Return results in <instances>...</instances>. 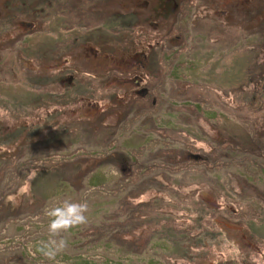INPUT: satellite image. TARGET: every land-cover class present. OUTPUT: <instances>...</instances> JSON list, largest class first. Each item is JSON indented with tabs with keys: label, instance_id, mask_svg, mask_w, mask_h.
I'll return each instance as SVG.
<instances>
[{
	"label": "rangeland",
	"instance_id": "rangeland-1",
	"mask_svg": "<svg viewBox=\"0 0 264 264\" xmlns=\"http://www.w3.org/2000/svg\"><path fill=\"white\" fill-rule=\"evenodd\" d=\"M118 1L128 28L112 11L84 18L82 0H0V264H54L39 248L65 199L87 201L88 223L59 264H235L232 245L239 264H264V0H171L162 17ZM138 54L144 98L117 82ZM64 72L98 94L81 100ZM242 139L240 163L213 148ZM29 152L67 186L31 192L36 172L14 173Z\"/></svg>",
	"mask_w": 264,
	"mask_h": 264
},
{
	"label": "flooded vegetation",
	"instance_id": "flooded-vegetation-1",
	"mask_svg": "<svg viewBox=\"0 0 264 264\" xmlns=\"http://www.w3.org/2000/svg\"><path fill=\"white\" fill-rule=\"evenodd\" d=\"M85 1L88 3V5H87V7H85V10H82L81 7H83V4ZM140 1L142 2L141 3L142 7L141 8L138 7V8H139V10H141V13H148L149 10H153L154 11L153 15L159 14L160 15L159 17L163 16L162 10L165 9V5L168 4L169 2H171V0H153L151 3H156V2L161 3V6H159V7H153L150 4V2L148 3V0H140ZM109 2H111L112 4L116 3V5H118L117 2H119V1L118 0H116V1H114V0H99V1L98 0H82L81 5L79 7V11H80V13H82L84 15V18H89V17L92 18V17L98 15L99 13H101V11H105L107 9V4ZM154 8H157L156 11ZM178 9H179V5H177V3L175 2L173 10L176 11ZM33 11H35V10H33ZM111 11L115 14L112 16L113 19L116 20L115 22H119V21L122 22V20H123V22H122L123 26H126L127 28L130 26L128 24V21H131L130 17L126 18L127 16H122L121 15L122 13L118 10H111ZM155 25H156V23H153L151 26H155ZM126 27H124V28L126 29ZM100 33H103V31H101ZM93 35H95V34H93ZM79 41H85V38H81V39H79ZM83 50H85L86 52H89L90 50L97 51L98 49L95 47L94 48L84 47ZM90 54H92L95 58H97L96 52L93 51ZM134 59L136 60L135 61L136 65L134 66V67H136V71L134 73H131L132 69H128V70L124 71V74H129L132 78H130V77L126 78V79L120 78V80L118 79V81L120 82L119 84L125 83V84L131 85L133 88H135L134 90L130 91L132 96L137 95V96L144 98L147 95H149V93L151 92L149 87L144 85L145 79L142 77L143 76L142 71L146 70L147 59H144V54H141V55L138 54V55H136V58H134ZM75 71H76V73H79L77 70H75ZM65 74H66L65 77L62 76L61 79H58L57 77H55V78L60 82V84H62L61 81L63 82V84L65 82H67L66 84H68L69 87H71V88L75 87L76 89L74 90V93L76 92L77 88L82 89V90L84 89V91L89 92L90 95L84 99L86 102L91 101L94 98V96L96 94H98V92H99L98 89L92 88V87L88 88V87H83V86L79 87L78 85L74 84L75 83V81H74L75 77L74 76H70L68 78L67 75L69 73H65ZM86 76L89 77L91 75L86 74ZM98 77H100V76L94 75V78L92 77V79L97 80V79H99ZM55 78H51V79H55ZM50 82L51 81H49V84H51ZM128 93H129V91L127 90L126 94L128 95ZM89 105H91V104L89 103Z\"/></svg>",
	"mask_w": 264,
	"mask_h": 264
},
{
	"label": "clouds",
	"instance_id": "clouds-1",
	"mask_svg": "<svg viewBox=\"0 0 264 264\" xmlns=\"http://www.w3.org/2000/svg\"><path fill=\"white\" fill-rule=\"evenodd\" d=\"M88 212L89 204L87 201L73 202L70 199H65L61 205L47 211L49 239L42 241L39 248L47 260L59 264L57 257L68 247L66 234L71 229L86 225L88 223ZM231 248V259L235 264H239L240 250L235 245H232ZM261 255H264V252ZM253 264H256L255 258H253Z\"/></svg>",
	"mask_w": 264,
	"mask_h": 264
},
{
	"label": "trees",
	"instance_id": "trees-1",
	"mask_svg": "<svg viewBox=\"0 0 264 264\" xmlns=\"http://www.w3.org/2000/svg\"><path fill=\"white\" fill-rule=\"evenodd\" d=\"M23 104L26 105V103H24V102H23ZM22 135H23V131L22 130H17L15 133L10 134V136L4 137L5 141L1 145H13V144H15V143L20 141ZM263 136H264V132H261L260 136L256 137L257 139L254 138V140H257L255 142H257V143H258V141L260 142L261 139H264ZM73 143L75 144L76 142H73ZM260 149L263 150L264 146L262 148H260ZM261 153H263V152H261ZM37 158H39V157L38 156H34V155L31 158L30 157V152H29L25 156L26 161L24 160L22 166L20 164H18V166H16V170L14 172L15 174L18 173V176L21 177V181L23 179L25 180V178L30 173H32L34 171L36 172V177H35L34 181L32 182V186H31L32 190H31V192H33L35 194H38L39 196H42L44 191L49 190V189H46V188L50 187V185L52 183H54L56 185H64V184L59 182V181H61L63 179H59V178H63L64 176H72L71 173H67V170H66L65 173H60L59 172V167L56 166V165L59 164L58 162L52 164L51 165L52 168L47 169V170L43 169V170L40 171L38 166L41 164V163H39L41 161V159L37 160ZM71 162L74 163L73 160H68L67 159V162H65L63 164V167L65 165H68V167H70L69 165H71ZM21 169H26V171H27L26 173L24 172V174L22 176H20V174L23 173V171H20ZM75 170L76 169L74 167H72V172L73 173L75 172ZM262 173H264V171H262ZM21 181H20V183H21ZM52 181H55V182H52ZM63 183H64V180H63ZM41 188H44V191H42V192L39 191V189H41ZM81 260H82V258L78 259V261H81ZM108 260H109L108 258L105 259L104 264H108ZM82 262H83V264H95L94 260H89V259H86L85 261H82Z\"/></svg>",
	"mask_w": 264,
	"mask_h": 264
},
{
	"label": "bare ground",
	"instance_id": "bare-ground-1",
	"mask_svg": "<svg viewBox=\"0 0 264 264\" xmlns=\"http://www.w3.org/2000/svg\"><path fill=\"white\" fill-rule=\"evenodd\" d=\"M99 1V0H98ZM87 5H88V3L85 1L84 2V4H83V7H81V9L82 10H85V7H87ZM113 4L111 3V2H109L108 4H107V9H109V8H111L110 10H105V11H101V13H104V12H109V11H111V10H115L114 8H113V6H112ZM107 22H109L107 25H110V23H112L113 22V20L112 21H109V20H107ZM106 23V22H105ZM111 26V25H110ZM199 49V48H198ZM198 49H195V52H196V54H199L198 53ZM112 61H114V60H112ZM136 60L135 59H131L129 62H130V65H131V69H133V68H135L134 66L136 65V62H135ZM53 80L54 79H50V83L52 84L53 83ZM120 80V79H119ZM117 82L118 83H120L119 81H118V79H117ZM84 91V90H83ZM85 92V94L83 93V92H81V89H79L78 90V92L76 91L75 93V95H78V98H80L81 100H84L85 98H87L89 95H90V93L89 92H86V91H84ZM73 99H74V96H73ZM79 99V100H80ZM139 112H140V110H138L137 112H135L134 114L135 115H137V114H139ZM244 112V111H243ZM243 112H241V114H240V117L244 114ZM243 113V114H242ZM90 113H88V114H85V119L88 121V122H86V123H89V124H93V125H95V123H96V120H94L93 119V116H92V114H90ZM124 115V118H125V120L126 121H128L129 119H131V117H132V113H125V114H123ZM218 126V125H217ZM218 128H219V126H218ZM146 142H148L149 143V141H146ZM227 146H229L230 147V149H229V152L228 151H226L225 149H226V147ZM226 147H222V145H221V142L220 141H216V142H214L213 141V148H215V149H221L222 150V152H225L228 156H229V153H235V155H231V160H235L234 161V163L236 164V162L237 163H240V161H239V159H238V152H240V153H244V154H247V152L244 150V147H245V140L244 139H242V140H237L236 142L234 141V142H232V143H230V144H228ZM243 150V151H242ZM54 155V154H53ZM248 155V154H247ZM55 156V155H54ZM229 158V157H228ZM245 164V163H244ZM243 164V165H244ZM127 165V164H126ZM128 166V165H127ZM126 166V167H127ZM240 166V165H239ZM132 169H133V171H134V167L132 166ZM136 171V170H135ZM178 172H180L179 170H178ZM250 173L252 172V171H249ZM64 183H68L67 181H65L64 180ZM64 185H66V184H64ZM67 186V185H66ZM81 187V185L78 187L77 186V188L76 189H79ZM76 189H74L75 191H76ZM175 189H177V191H178V187L177 188H175ZM39 191H44V188H41V189H39ZM78 191V190H77ZM233 200H235L234 198H232ZM216 207H218V206H216Z\"/></svg>",
	"mask_w": 264,
	"mask_h": 264
}]
</instances>
